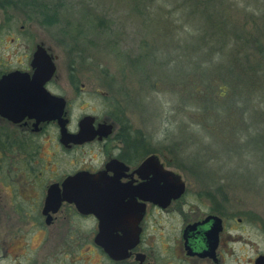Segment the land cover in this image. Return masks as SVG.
<instances>
[{
  "label": "flooded vegetation",
  "instance_id": "1",
  "mask_svg": "<svg viewBox=\"0 0 264 264\" xmlns=\"http://www.w3.org/2000/svg\"><path fill=\"white\" fill-rule=\"evenodd\" d=\"M9 30L0 19V108L8 111L0 115V202H41L34 220L43 230L57 219L87 222L85 237H77V243L72 241L78 231H62L69 243L64 251L90 250L98 256L97 264H255L260 256L257 264H264L263 251L255 249L250 255L244 247L250 246L249 235L254 244L264 242L261 214L248 206L235 210L232 202H180L185 188L178 198L164 202L160 197L169 192V180L155 176L153 164L139 166L154 155L160 169L169 168L158 153L148 151L142 135L115 119L113 96L87 92L77 72L68 70L59 78L56 57L41 42L27 46L20 32L14 37ZM21 35L31 38L24 30ZM38 44L55 67L44 80L32 65ZM83 95L92 104L87 109L81 104ZM57 98L63 101L62 127L68 135L78 134L77 142L68 140L71 136L61 141L58 119L47 117L56 109ZM76 174L83 175L75 185L95 196L89 202L116 204L114 218L99 223L92 213H81L61 200L45 221L42 206L48 188L55 184L61 190L63 180ZM154 182L162 186L157 202L140 198L154 197ZM142 183L146 192L138 187ZM100 190L107 199H98ZM13 210L22 212L18 205ZM4 218L8 221L9 215ZM234 244L239 245L236 257Z\"/></svg>",
  "mask_w": 264,
  "mask_h": 264
},
{
  "label": "rangeland",
  "instance_id": "2",
  "mask_svg": "<svg viewBox=\"0 0 264 264\" xmlns=\"http://www.w3.org/2000/svg\"><path fill=\"white\" fill-rule=\"evenodd\" d=\"M62 1L66 9L59 12L58 23L52 26L41 25L28 8L19 4H0V19L8 23L14 37L20 32L27 46L41 42L56 57L55 71L59 78H65L74 58V72L87 92L103 91L119 102L133 130L149 143L148 151L158 153L159 160L183 182L185 190L178 201L232 202L233 209L248 206L264 218V121L257 116L264 109V93H258L259 100H249L255 108H260L254 121L248 118L254 113L250 106L245 117H240L234 108L231 111L230 107L219 108L217 105L227 99L224 92L231 93L230 89L223 84L215 85V76L211 75L204 87L198 80V72L184 73L179 46L183 43L181 35L188 27L180 26L179 13L171 14L172 8L167 3L161 9L165 17L169 16L171 24L152 25L151 20L143 23L130 0ZM258 5L264 9V2ZM225 6L245 31L254 32L256 25L263 29V9L244 0H226ZM253 15L254 20H248ZM87 19L97 24L100 20L106 24L112 21L113 30L109 32L114 33L113 39L121 54L132 57L138 41L145 40L166 47L160 59L171 60L164 70L155 69L150 73L153 76L141 82V73L124 64L123 56L104 43V38L108 37L99 31L88 33ZM96 29L101 30L98 26ZM23 30L30 34V39L21 35ZM75 43L76 48H83L78 56L71 48ZM173 65L183 71L182 78L171 73ZM83 96L81 104H86L87 109L92 104L87 95ZM214 98L221 99L211 106L209 101ZM256 134L261 138L257 144L250 142ZM3 192L0 186V195ZM40 204L0 202V264H97L98 256L90 250V254L82 249L64 251L69 243L62 231H78L80 234L72 241L77 243L81 241L79 238L85 237L87 222L57 219L54 225L43 230L34 220L38 218ZM17 205L22 209L20 214L13 210ZM4 215H9L8 221ZM248 238L250 246H244L248 254L255 249L264 252V242L254 244L252 236ZM238 246L234 244L235 257ZM86 258L89 263L84 262Z\"/></svg>",
  "mask_w": 264,
  "mask_h": 264
},
{
  "label": "trees",
  "instance_id": "3",
  "mask_svg": "<svg viewBox=\"0 0 264 264\" xmlns=\"http://www.w3.org/2000/svg\"><path fill=\"white\" fill-rule=\"evenodd\" d=\"M2 6H10L11 4H19V7H26L30 10L37 21L44 26H52L58 23L59 12L65 10L64 2L62 0H54L52 2H38L37 0H0ZM133 3V8L138 12L144 24L146 21L153 25L162 23L171 24V19L164 16L161 6L169 5L172 10L171 14L179 13L180 26H186L188 29L183 32L181 36L180 50L181 58H183V70L186 75H191L195 72L199 73V78L202 84L206 85L205 81L209 77H214V84H223L228 89L224 92L226 95V102L221 103L219 108L225 110L226 107L238 110L240 117H245V111L251 110L253 114H249V120L259 113L260 108H255L249 100L256 101L258 93H264V26L261 29L255 26L254 32L245 31L240 24L233 20L232 12L225 6L226 0H130ZM246 4H250L257 9H263L259 3L263 0H244ZM264 10V9H263ZM261 12V11H260ZM264 15V14H263ZM150 16L151 19H148ZM256 16H250L248 20H254ZM202 19V23L200 22ZM247 19V17H246ZM112 22V21H111ZM106 24L104 20L94 23L91 20H86V28L89 34H95L99 31L103 34L106 44H110L115 52L123 56L124 64L129 68L134 67L141 73L142 82L151 77V72L155 69L164 70L169 61L165 58L161 61V55L166 49L163 45L157 46L155 43H147L145 40H139L136 54L129 57L118 52L116 42L113 39L114 33L109 32L113 30L110 24ZM101 30H97L96 27ZM258 32V33H257ZM112 38H111V37ZM72 39V38H71ZM73 40V39H72ZM155 42H158L154 38ZM77 44H72L71 48L75 51L76 56L83 52V48H76ZM168 48V47H167ZM80 50V51H79ZM251 50V51H250ZM179 55V54H178ZM179 55V56H180ZM75 56V57H76ZM185 59V60H184ZM75 59L70 61L68 69L74 72ZM122 62V61H121ZM123 63V62H122ZM173 67V68H172ZM170 69L171 73L182 78L183 73L179 71V67L173 65ZM130 70V69H129ZM178 73V74H177ZM151 75V76H150ZM159 75V74H158ZM154 74V76H158ZM229 94V95H228ZM223 98V97H221ZM219 98V99H221ZM218 99V100H219ZM224 99V98H223ZM222 99V100H223ZM216 98L209 103L214 106L217 101ZM259 100V98H258ZM113 114L115 119L125 127L130 129V123L124 115V110L119 102L113 97ZM258 104V103H255ZM250 106V107H249ZM256 106V105H255ZM249 107V109H248ZM229 113V112H228ZM258 117H262L264 121V109L260 111ZM261 140L260 136L256 134L255 137L250 138V142L257 144ZM155 152V151H153Z\"/></svg>",
  "mask_w": 264,
  "mask_h": 264
},
{
  "label": "water",
  "instance_id": "4",
  "mask_svg": "<svg viewBox=\"0 0 264 264\" xmlns=\"http://www.w3.org/2000/svg\"><path fill=\"white\" fill-rule=\"evenodd\" d=\"M32 65L36 66V71L42 72L41 77L43 80L49 77L55 69L50 59V56L46 53L44 47L40 44L36 46V49L33 52ZM222 89H224V87H222ZM56 100V109H54L51 114H48L47 117H56L58 119L59 125H61V141H64L66 137L71 136L70 138H68V140L77 142L76 139L79 136L78 134L68 135L67 133H65L62 127L63 122L60 118L63 108V101L60 98H57ZM6 114H8V111L0 108V115L5 116ZM147 164H153L156 172L155 176H159V178L161 179H164L166 177V179L169 180L170 188L169 192L165 194V196L160 197L157 193L162 186H158V184L154 182V197L152 198L150 195L143 197L141 196L140 198L149 199L153 202H157V199H159L160 197L164 200V202H168L169 199L178 198L182 194L184 189L183 182H181L179 177L176 174L172 173L170 170L167 171L160 169L159 165L155 161L154 155L147 156L140 164L139 169L143 168ZM82 175L83 174H76L65 178L61 183V190H59V188L55 184L51 185L48 188L47 195L42 206V213L47 214L45 219L46 222L49 220L48 212L54 213L59 207L61 200H66L68 201V203H73L75 208L81 213H92L98 219L99 223L108 220L109 218L115 217L113 209L116 204L114 202H89V200L94 199L95 196L90 192H86V190L80 187V184L75 185L77 183L78 178L81 179ZM138 187L143 190V192H146L145 183L138 185ZM98 199H107L106 193L100 190L98 194ZM108 207H111V211H108ZM95 241L98 243L97 236L95 238ZM261 258L263 257H258L256 259L255 264H257L258 261L260 262Z\"/></svg>",
  "mask_w": 264,
  "mask_h": 264
}]
</instances>
